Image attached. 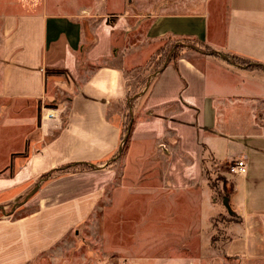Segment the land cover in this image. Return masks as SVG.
Here are the masks:
<instances>
[{
	"label": "crops",
	"instance_id": "obj_1",
	"mask_svg": "<svg viewBox=\"0 0 264 264\" xmlns=\"http://www.w3.org/2000/svg\"><path fill=\"white\" fill-rule=\"evenodd\" d=\"M223 4L215 11L205 6L201 12L155 14L146 36L132 42L121 26L102 21L92 31L96 41L90 47L84 44L81 22L68 16L45 11L7 14L0 69V208L9 195L59 166L103 165L122 143L121 119L130 96L128 70L136 72L167 36L196 38L205 51L193 48L166 61L150 74L149 86L134 95L137 119L130 143L144 150L137 155H146L162 142L175 146L166 179L171 199L202 179L205 146L220 160L245 156L248 170L232 176L229 195L243 223L238 237L244 248L238 252L234 241L230 249L233 255L264 260V0ZM82 54L85 61L80 62ZM66 100L64 118L59 115ZM56 101V116L42 117L46 103ZM46 187L33 201L44 197ZM91 196L85 194L87 207L94 204ZM63 201L40 200L32 213L0 216V248L13 250L9 264L45 259L44 253L69 232L59 231L83 220L57 225ZM81 211L74 206L71 213ZM29 225L34 237L27 236ZM0 264H5L2 258Z\"/></svg>",
	"mask_w": 264,
	"mask_h": 264
},
{
	"label": "rangeland",
	"instance_id": "obj_2",
	"mask_svg": "<svg viewBox=\"0 0 264 264\" xmlns=\"http://www.w3.org/2000/svg\"><path fill=\"white\" fill-rule=\"evenodd\" d=\"M223 2L224 0H0V69L4 21L9 13L45 11L52 15L68 16L81 22L84 44L90 47L96 41V37L91 36L92 31L102 21L121 26V30L128 33V39L132 42L146 36L155 14L201 12L205 6L215 11L218 5L224 6ZM117 38L123 39L121 35ZM186 38H163L159 43L160 48L144 65L138 66L136 72L135 69L128 70L130 96L121 119L122 143L118 151L107 158L103 165L63 166L54 173L42 175L23 191L19 190L5 198L6 205L3 210L0 208V216L11 211V215L15 214L17 217L32 213L38 208L40 200L45 203L64 200L59 204L64 212H59L61 216L56 224L63 226L68 225L71 220L83 219L70 230L61 229V234L69 231L65 239L44 253L45 259L34 264H264V260H251L231 254L233 251L230 244L234 241L239 245L238 252L242 253L244 248V240L238 237L243 223L233 211L229 200L233 186L231 180L235 175L229 170L231 159H217L205 146L202 179L171 199L169 180L166 179L172 157L170 149H176L175 146H166L162 142L148 151L146 156L137 155L144 150L130 143L137 119L132 111L137 98L134 95L144 90L149 84L150 74L165 63L170 52L176 50L175 47H179L176 51L180 56L193 49L187 48V45L193 46L196 43ZM129 41L126 45H129ZM201 45L205 48L204 43ZM234 60L244 63L238 58ZM83 61L85 58L82 54L80 62ZM57 96L63 97L60 92ZM68 102L66 100L67 106L59 116L65 118ZM58 103L59 101L47 102L41 109L42 117L44 110L55 109ZM5 104L3 102L2 106ZM215 139L222 142L221 136H216ZM154 160L157 162L154 163ZM144 162L146 165H143ZM44 187L49 189L46 193L43 191L44 197L40 199L39 196L33 201ZM144 189L151 192L141 195L140 192ZM49 193L53 194L50 200L45 197ZM86 193H91L94 199L91 207L85 204ZM28 194L31 195L27 201L32 202L29 205H25L27 202L21 204ZM80 195L82 199H74ZM225 197H228L230 207L225 204ZM14 206L17 207L13 210ZM74 206L81 208V213H71ZM32 225L28 227L29 237H34ZM12 255L13 250L0 248V258L5 264L10 263L9 256Z\"/></svg>",
	"mask_w": 264,
	"mask_h": 264
},
{
	"label": "built area",
	"instance_id": "obj_3",
	"mask_svg": "<svg viewBox=\"0 0 264 264\" xmlns=\"http://www.w3.org/2000/svg\"><path fill=\"white\" fill-rule=\"evenodd\" d=\"M43 116L45 118H52L56 116L55 110H44ZM229 170L233 174H246L248 170V163L247 158L244 157H238L234 158L232 162L229 164Z\"/></svg>",
	"mask_w": 264,
	"mask_h": 264
},
{
	"label": "trees",
	"instance_id": "obj_4",
	"mask_svg": "<svg viewBox=\"0 0 264 264\" xmlns=\"http://www.w3.org/2000/svg\"><path fill=\"white\" fill-rule=\"evenodd\" d=\"M186 39L192 40L194 43L197 44V45L196 44H193V46H191L189 44V45H187V48H195L196 47V49H198L200 51H205L204 50L205 48H203V45H201L202 42L199 41L198 39H196V38H190V37L189 38H186ZM177 48H179V47H175L174 49L177 50ZM199 48H202V49H199ZM176 50H173V51L170 52V55L165 60V62L166 61H171V60H176L177 58H179L180 55H179V53ZM68 165H72V164H65V165L59 166V167H57L55 169H52V170L46 172L45 174L48 175V174L54 173V172L58 171L61 167L68 166ZM73 165H92V164L90 162H81V163H77V164H73ZM45 174H43V175H45Z\"/></svg>",
	"mask_w": 264,
	"mask_h": 264
},
{
	"label": "water",
	"instance_id": "obj_5",
	"mask_svg": "<svg viewBox=\"0 0 264 264\" xmlns=\"http://www.w3.org/2000/svg\"><path fill=\"white\" fill-rule=\"evenodd\" d=\"M36 189H37V188H36ZM34 191H35V190H34ZM33 193H34V192H32V194H33ZM30 195H31V194H28V195L26 196V198L24 199L23 202L27 201V199L29 198ZM224 202H225V204H226L228 207H230V206H229V203H228V197H225ZM15 207H16V206H14L13 210L15 209ZM11 212H12V211H11ZM11 212H9V213H11Z\"/></svg>",
	"mask_w": 264,
	"mask_h": 264
}]
</instances>
